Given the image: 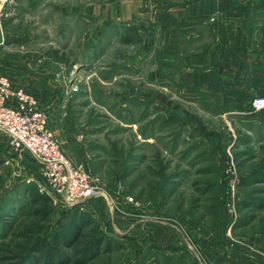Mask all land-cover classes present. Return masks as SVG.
<instances>
[{
    "label": "rangeland",
    "instance_id": "rangeland-1",
    "mask_svg": "<svg viewBox=\"0 0 264 264\" xmlns=\"http://www.w3.org/2000/svg\"><path fill=\"white\" fill-rule=\"evenodd\" d=\"M172 2L0 0V75L35 94L94 184L53 194L0 137V264H264V110L249 124V92L213 87L215 69L220 84L245 76V47L175 54Z\"/></svg>",
    "mask_w": 264,
    "mask_h": 264
},
{
    "label": "crops",
    "instance_id": "crops-1",
    "mask_svg": "<svg viewBox=\"0 0 264 264\" xmlns=\"http://www.w3.org/2000/svg\"><path fill=\"white\" fill-rule=\"evenodd\" d=\"M171 1H173L169 4L171 10L167 8L169 14L166 23L169 24L171 21L172 30L167 29L166 34L169 42L173 43L172 49L175 54L182 52L177 50L175 44L181 43L184 48L196 42L199 46L207 45V52L216 53L217 49H220L221 60L230 61L237 56V53H234L237 47L232 41L235 38L242 41L241 48L244 50L245 47L247 53L242 54L248 69L245 76L239 74L220 84L215 69L213 87L216 91H222L219 86L225 85L231 86L228 92H249V105H245L246 102L241 100V108L245 109L241 116L243 120H249V124L254 122L251 100L255 93H264V0H190L188 7L182 3L184 0ZM178 19H182V23L188 21L191 24L190 34L181 35L177 31ZM214 61L213 64L216 66L217 63ZM238 81L241 83H237ZM239 103L240 101L236 100L231 105L237 108Z\"/></svg>",
    "mask_w": 264,
    "mask_h": 264
},
{
    "label": "built area",
    "instance_id": "built-area-1",
    "mask_svg": "<svg viewBox=\"0 0 264 264\" xmlns=\"http://www.w3.org/2000/svg\"><path fill=\"white\" fill-rule=\"evenodd\" d=\"M251 102L254 110H263L264 94L254 96ZM0 135L12 149L37 158L51 193L72 202L93 195L88 167L83 162L75 163L62 150L38 98L6 75H0ZM226 165L228 172L235 175L233 162L229 160ZM232 197L235 198L234 191ZM227 204L232 208V199Z\"/></svg>",
    "mask_w": 264,
    "mask_h": 264
}]
</instances>
